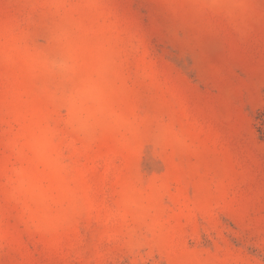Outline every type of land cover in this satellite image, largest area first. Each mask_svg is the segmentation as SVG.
Wrapping results in <instances>:
<instances>
[{
    "label": "rangeland",
    "instance_id": "374dc122",
    "mask_svg": "<svg viewBox=\"0 0 264 264\" xmlns=\"http://www.w3.org/2000/svg\"><path fill=\"white\" fill-rule=\"evenodd\" d=\"M0 264H264V0H0Z\"/></svg>",
    "mask_w": 264,
    "mask_h": 264
}]
</instances>
